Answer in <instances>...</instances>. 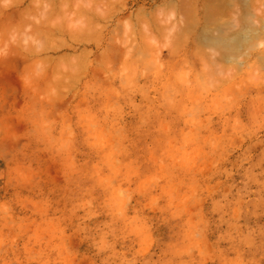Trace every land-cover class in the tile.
Masks as SVG:
<instances>
[{"label": "rangeland", "instance_id": "rangeland-1", "mask_svg": "<svg viewBox=\"0 0 264 264\" xmlns=\"http://www.w3.org/2000/svg\"><path fill=\"white\" fill-rule=\"evenodd\" d=\"M14 1L0 0V264H264V0H235L211 36L195 25L211 0L181 1L190 15L180 0L40 1L51 19Z\"/></svg>", "mask_w": 264, "mask_h": 264}, {"label": "bare ground", "instance_id": "bare-ground-1", "mask_svg": "<svg viewBox=\"0 0 264 264\" xmlns=\"http://www.w3.org/2000/svg\"><path fill=\"white\" fill-rule=\"evenodd\" d=\"M18 1H19V0H18ZM21 1H22V0H20V1L17 2V3L20 4V5L22 6V2H23L24 0H23L22 2H21ZM36 1H37V0L33 1V3H35ZM40 1H42V0L37 1L39 5H40V3H41ZM50 1H51V0H50ZM57 1H59V0H57ZM60 1H61V0H60ZM66 1L68 2V0H66ZM70 1H71V0H70ZM74 1H75V0H74ZM92 1H93V0H92ZM181 1H183V0H180L179 3H181ZM186 1H187V0H186ZM188 1H189V0H188ZM188 1H187V2H188ZM193 1H194V0H193ZM193 1H192V3H191V6H189V5H188L189 7L187 6V8H186L187 11H186V9L183 7V6H186V4L184 5V4H183L184 2L181 3L180 6L183 7V9H185V10H183V11H186V12L188 13L189 10L191 11V9L197 7V5H198V4H197V3H198V0H196L197 3H196V2H193ZM199 1H200V0H199ZM203 1H204L205 3L200 2V3H201V4H200L201 6H202L203 4H206V1H209V0H203ZM211 1H212V0H211ZM211 1L208 2L209 5H210L211 7H209V5H207V6H205V8H204L203 6H202V9L199 8V10H201L202 13H200V18H199V19L196 17V18L198 19V20L196 19V21H198V22H195V20H193V22H195V25L198 24L199 21H200L201 25H203V28H204V27L206 28V29L204 28L203 31L205 32V30H206V32H207V29H209V31H208L209 34L211 33V32H210L211 30H210V28H208V27H210V26H212V25H214L215 27H216V26H218V27H219V26H220V27H221V26H224V27L228 26V25H229V24H228L229 22L226 24V22H227V17H225V18H226V21H225L224 14H225V16H226V13L228 14L230 11L233 13V11H235V9L237 10V8H236L237 5H235V0H215V1L217 2L216 4H214V1H213V3H211ZM11 2L13 3V1H11ZM11 2H10V3H11ZM14 2H15V1H14ZM39 2H40V3H39ZM43 2H44V1H43ZM43 2H42V3H43ZM46 2H47V0H45V3H44V4H45L44 9H45L46 6L54 5V4H51L52 2H51V3L48 2V3H47L48 5H47ZM75 2H76V1H75ZM94 2H95V0H94ZM96 2H97V1H96ZM96 2H95V3H96ZM170 2H172V1H170ZM245 2H247V0H245L244 3H245ZM251 2H252V3H251ZM251 2H250V0H249L248 3H250V4H246V5H248V7L245 6L244 4H242V5H244V7H243L242 5H239V4H238V6H239L240 8L243 7V8H241L242 10H239V9H238V11H243V10L245 9V7H247V8L251 7V9H252V8H253V4L256 5V4L254 3V2H256V0H254V2H253V0H252ZM258 2H260V1L257 0L256 3H258ZM262 2H263V1H262ZM12 3H11V5L13 6ZM17 3L15 2L14 4H17ZM29 3H30V2H29ZM29 3H28V4H29ZM42 3H41V4H42ZM55 3H56V2H55ZM73 3H74V2H73ZM73 3H71V4H73ZM89 3H90V1H89ZM89 3H88V4H89ZM164 3H165V2H164ZM194 3H195L196 5H195ZM210 3H211V4H210ZM65 4H66V3H65ZM75 4H77V3H75ZM166 4L168 5V8L171 7L168 3H166ZM170 4H172V3H170ZM187 4H189V3H187ZM193 4H194V5H193ZM212 4H213L214 6H213ZM32 5H33L34 8L39 6V5L36 6V3H35V4H32ZM34 5H35V6H34ZM60 5H61V4H59V8H62V6L60 7ZM66 5H67V4H66ZM69 5H70V4H69ZM92 5H94V4H92ZM164 5H165V4H164ZM167 5H165V8H167ZM249 5H252V6H249ZM5 6H7V5H5ZM30 6H31V4H30ZM76 6H77V5H76ZM90 6H91V5H90ZM161 6H162V5H161ZM174 6H175V5H174ZM174 6H173V7H174ZM177 6H178V5H177ZM201 6H200V7H201ZM234 6H235V8H234ZM9 7H10V6H9ZM9 7L7 6V8H9ZM18 7H19V6H18ZM27 7H28V6H27ZM40 7H41V5H40ZM40 7H39V8H40ZM42 7H43V5H42ZM42 7H41L40 9H38L39 11L42 9V11H40V14H43V15H45V16L48 14L49 16H47V17H49V19H51L50 16L54 15V13H52V14L49 13V10H51L52 7H50V9H49V8H46V10H47V9H48V10H47V13H45V14H44V12H45L46 10L44 11ZM54 7H55V8H54ZM64 7H65L64 10H62V9H61V10H56V12H58V11H64V13H65V10H66V12H68L67 10H69V9H66V8H67L66 6H64ZM69 7H70V6H69ZM91 7L93 8V6H91ZM198 7H199V5H198ZM198 7H197V8H198ZM239 7H238V8H239ZM256 7H257V6H256ZM5 8H6V7H5ZM29 8H31V7H29ZM34 8H33V9H34ZM53 8H54V11H53V10H52V11L55 12L56 4H55V6H53ZM143 8H144V7H143ZM163 8H164V7H163ZM177 8H179V7H177ZM177 8H175V9H177ZM233 8H234V9H233ZM263 8H264V7H263ZM24 9H25V8H24ZM88 9L90 10V8H88ZM181 9H182V8H180V10H179V14H180V12H181V14H180V19H181V16L183 17L182 14H184V12H183ZM188 9H189V10H188ZM249 9H250V8H249ZM253 9H254V8H253ZM17 10H18V8H17ZM17 10H16V11H17ZM21 10H22V9H21ZM28 10H29V9H28ZM28 10H27V11H28ZM35 10H36V8H35L34 10H32V11H34V13H35V15H36V13H37L38 10H36V11H35ZM171 10H172V9H171ZM194 10L196 11L197 9L195 8ZM232 10H233V11H232ZM30 11H31V10H30ZM32 11H31V12H32ZM39 11H38V12H39ZM70 11H72V10H70ZM86 11H87V7H86ZM92 11H94V10H92ZM174 11H175V10H174ZM176 11H178V10H176ZM190 11H189V14H188V15L191 14L192 11H191V12H190ZM201 11H200V12H201ZM238 11H237V12H238ZM244 11H245V10H244ZM253 11H254V10H253ZM257 11H258V10H257ZM257 11H256V12H257ZM3 12H4V11H3ZM18 12H19V11H18ZM18 12H17V15H18ZM25 12H26V11H25ZM41 12H42V13H41ZM50 12H51V11H50ZM90 12H91V11H90ZM186 12H185V13H186ZM198 12H199V11H198ZM237 12H235V13H237ZM246 12H252V10H251V11H248V9H246ZM261 12H264V11H262V7H261ZM13 13H14V12H13ZM19 13H20V12H19ZM22 13H23V12H22ZM29 13H30V12H29ZM58 13H59V12H58ZM58 13H57V14H58ZM78 13H79V12H78ZM93 13H94V12H93ZM93 13L91 12V15H94V16L96 17V15L93 14ZM187 13H186V14H187ZM194 13H195V12H194ZM194 13H193L192 16H191L192 18H194ZM240 13H243V12H240ZM240 13H238V14H240ZM20 14H21V13H20ZM20 14H19V15H20ZM30 14H31V13H30ZM30 14H29V15H30ZM59 14H60V13H59ZM81 14H82V13H81ZM96 14H97V13H96ZM186 14H185V15H186ZM238 14H237V16L239 17ZM243 14H244V13H243ZM12 15H13V14H12ZM26 15H27V14H26ZM32 15H33V14H32ZM37 15H38V14H37ZM103 15H104V14H103ZM197 15H198V14H197ZM251 15H252V14H251ZM256 15H257V13H256ZM8 16H9V15H8ZM27 16H28V15H27ZM39 16H40V15H39ZM89 16H90V15H89ZM186 16H187V15H186ZM227 16H231V15L228 14ZM233 16H235V15H233ZM233 16H232V17H233ZM241 16H242V15H241ZM257 16H258V15H257ZM257 16H256V17H257ZM20 17H21V15L19 16V18H20ZM28 17H29V16H28ZM28 17H27V18H28ZM34 17H35V16H34ZM41 17H42V16H41ZM47 17H46V19H47ZM90 17H91V16H90ZM95 17L92 16V18H93V19H92L93 22H95L96 20H98V19L101 18V16H100V18L97 17L98 19H95V20H94ZM187 17L189 18V16H187ZM187 17H183V19L186 18V20H187ZM232 17L230 18V19H231V22H230V23H231L232 25H235V24L237 23V24L239 25L240 22H239V20H237L238 17H235V18H234V17L232 18ZM251 17H252V16H251ZM12 18H13V16H12ZM27 18H26V19H27ZM44 18H45V17H44ZM104 18H105V17H104ZM240 18H241V17H240ZM240 18H238V19H240ZM258 18H260V17H258ZM13 19H14V18H13ZM20 19H21V18H20ZM30 19H31V18H30ZM183 19H181L180 21H182L181 23L184 24V20H183ZM228 19H229V18H228ZM249 19H251V18H249ZM41 20H42V19H41ZM90 20H91V18L89 19V23H90ZM103 20H104V19H103ZM186 20H185V21H186ZM188 20H190V19H188ZM188 20H187V22H188ZM243 20H244V19L241 18L240 21H243ZM7 21H9V18H8ZM12 21H13V20H12ZM20 21H21V22H22V21L26 22L27 20H25V18H24V19H22V20H20ZM20 21H19V22H20ZM28 21H29V20H28ZM28 21H27V22H28ZM32 21H33V20H32ZM44 21H45L47 24H49V23L47 22L48 19H47V20H44ZM229 21H230V20H229ZM250 21H251V20H250ZM259 21H261V20L259 19ZM19 22H18V23H19ZM29 22H30V21H29ZM29 22H28V24H29ZM187 22H186V23H187ZM238 22H239V23H238ZM243 22H244V21H243ZM243 22H242V24H245V23H246V22H245V23H243ZM39 23H41V22H40V19L38 20V26L35 25L37 28H41V25H40V27H39ZM91 23H92V21H91ZM95 23H96V22H95ZM181 23H178V24H181ZM200 23H199V24H200ZM251 23H253V21H252ZM254 23H255V22H254ZM6 24L8 25V23H6ZM9 24H10V23H9ZM21 24H23V23H21ZM41 24H42V23H41ZM92 24H94V23H92ZM176 24H177V23H176ZM178 24H177L176 26H178ZM183 24H182V25H179L178 27L183 26V28L185 27L184 29H186V27H187L188 25H190V26L194 25V23H190V24L187 23V24H188L187 26H186V24H185V26H184ZM242 24H241V25H242ZM0 25H1V24H0ZM26 25H27V24H26ZM43 25H44V23H43ZM43 25H42V26H43ZM95 25H96V24H95ZM195 25H194V26H195ZM201 25H200V26H201ZM225 25H226V26H225ZM232 25H231V26H232ZM241 25H240V26H241ZM247 25H248V24H246V26H244V27H247ZM251 25H252V24H251ZM251 25H250V26H251ZM1 26H2V25H1ZM10 26H11V25H10ZM28 26H29V25H28ZM190 26H189V27H190ZM198 26H199V25H198ZM250 26L247 27L246 29H244V27H243V25H242V27H243V29H244V30H243V29H242V30H243L244 32H246L247 30L249 31L248 28H250V30H252ZM20 27H22V26H20ZM24 27H25V26H24ZM29 27H30V26H29ZM29 27H27V28L29 29ZM31 27H33V30H35V29H34V26H31ZM46 27H47V26H46ZM49 27H50V26H49ZM218 27H217L216 29H218ZM2 28H4V26H3ZM2 28H1L0 30H2ZM50 28H51V27H50ZM222 28H223V27H222ZM222 28H219V29H222ZM226 28H229V27H226ZM20 29H21V28L17 29L18 32H17V31H16V32L19 33V32H20ZM44 29H45V28H44ZM61 29H62V28H61ZM219 29H218V30H219ZM3 30H4V29H3ZM13 30H14V29H13ZM37 30H38V29H37ZM45 30H48V28L45 29ZM50 30H51V29H50ZM58 30H59V29H58ZM71 30H72V29H71ZM81 30H82V29H81ZM95 30L97 31V29H95ZM95 30H94V32H96ZM4 31H6V28H5ZM7 31H9V30H7ZM35 31H36V30H35ZM43 31H44V30H42L41 32H43ZM51 31H52V30H51ZM60 31H62V30H60ZM60 31H59V32H60ZM63 31H64V28H63ZM69 31H70V30H69ZM82 31H84V30H82ZM98 31H99V30H98ZM223 31H224V29H223ZM13 32H14V31H13ZM23 32H24V31H23ZM37 32H39V31H37ZM44 32H45V31H44ZM52 32H53V31H52ZM52 32H51V33H52ZM55 32H56V31H55ZM65 32H66V31H65ZM218 32H219V31H218ZM218 32L216 31V33H218ZM220 32H222V31H220ZM224 32H225V31H224ZM228 32H229V34H230V31H226V33H228ZM29 33H30V31H29ZM33 33H34V32H33ZM35 33H36V32H35ZM46 33H49V32H46ZM56 33H57V32H56ZM62 33H63V32H62ZM76 33H77V32H76ZM180 33H181V32H180ZM208 33H207V34H206V33H203V37H204V38H202V37H201V38H202V39H205L206 36L208 35ZM216 33H215V35H217ZM247 33H248V32H247ZM247 33H246V34H247ZM49 34H50V33H49ZM49 34H48V35H49ZM53 34H54V33H53ZM69 34H70V32H69ZM78 34H79V32H78ZM205 34H206V35H205ZM212 34H213V33H212ZM220 34H221V33H220ZM223 34H224V33L222 32V34H221L222 36H221V37H223V38H221L220 35L218 34L219 37H220V40H217L216 43L219 44V41H220L221 43H222L223 41H226V42H230V43H231V41H232L234 38H235V41H233L232 43H235V42H237V40H238V38H239V37H237V40H236V37L233 38L232 36L236 34V33H234V34L230 35V36L232 37V40H229V38H228V39H227L228 41H227V40H226V37H227V36L229 37V34H228V35L226 34V36L223 35ZM246 34H245V35H246ZM26 35H27V34H26ZM37 35H38V33H37ZM37 35H36V36H37ZM67 35H68V33H67ZM73 35H74V34H73ZM238 35H239V33H238ZM238 35H236V36H238ZM241 35H242V33H241ZM62 36H64V35L62 34ZM68 36H69V35H68ZM210 36H211V34H210ZM212 36H214V35H212ZM239 36H240V35H239ZM247 36L250 37L248 34H247ZM73 37H74V36H73ZM76 37H78V35H76ZM219 37H218V38H219ZM212 38H213V37H212ZM212 38H209V37H208L207 39H208V40L210 39V41H211V40H214V41H215L216 36H215L214 39H212ZM218 38H217V39H218ZM224 38H225V40H224ZM246 38H247V37H246ZM207 39H206V40H207ZM222 39H223V41H222ZM247 39H250V38H247ZM63 40H64V39H63ZM208 40H207V41H208ZM241 40H242V37H241ZM207 41H205V43H206ZM246 41H247V40H246ZM248 41H250V40H248ZM187 42H188V39H187ZM226 42H225V43H226ZM238 42H240V39H239ZM238 42H237V43H238ZM243 42H245L244 39H243V41L241 42V45L244 44ZM207 43H208V42H207ZM216 43H215V44L212 43V44L216 45ZM221 43H220V44H221ZM225 43H224V44H225ZM237 43H236V45H237ZM242 43H243V44H242ZM245 43H248V42H245ZM249 43H250V42H249ZM188 44H189V43H188ZM209 44H210V43H209ZM218 44H217V45H218ZM222 44H223V43H222ZM222 44L219 45V46H223ZM204 45H205V44H204ZM217 45H216V46H217ZM226 46H229V45L225 44L224 48H226ZM238 46H240V43L238 44ZM212 47H213V46H212ZM231 47H232V46H231ZM240 47H241V46H240ZM224 48H223V49H224ZM227 48H228V47H227ZM227 48H226V49H227ZM229 48H230V47H229ZM229 48H228V49H229ZM233 48H234V50H233L232 48H230V49H231V51H234V52H235V51H237V48H238V47L236 48V47L234 46ZM235 48H236V49H235ZM212 49H214V48H212ZM186 50H187V49H186ZM184 51H185V50H184ZM110 52H111V51H110ZM115 52H116V51H114V53H115ZM117 52H118V50H117ZM30 53H31V52H30ZM85 53H86V52H85ZM85 53H84V55H85ZM102 53H103V52H102ZM184 53H185V52H184ZM187 53H188V52H187ZM111 54H112V53H111ZM116 54H117V53H116ZM87 55H88V54H87ZM103 55H104V54H102V56H103ZM112 55H113V54H112ZM102 56H101V57H102ZM105 56H106V58H107V55H105ZM114 56H115V55H114ZM117 56H118V55H117ZM65 57H67V56H65ZM71 57H72V56H71ZM74 57H75V56H74ZM80 57H81V55H80ZM103 57H104V56H103ZM77 58H78V56H77ZM60 59H61V58H60ZM65 59H66V58H65ZM78 59H79V58H78ZM104 59H105V58H104ZM62 60H64V58L61 59V61H62ZM88 60H89V59H88ZM95 60H96V59H95ZM102 60H103V59H102ZM107 60H108V59H107ZM83 61H84V60H83ZM85 61H86V59H85ZM93 61H94V60H93ZM98 61H100V60H98ZM63 62H64V61H63ZM87 62H88V61H87ZM75 63H76V62H75V60H74V63L72 64V65H74V67H75V65H77V63H76V64H75ZM80 63L82 64V62H80ZM92 63H93V62H92ZM103 63H104V62H103ZM105 64H106V62H105ZM93 65H94V64H93ZM84 66H85V65H83V67H84ZM87 66H88V64H87ZM103 66H104V65H103ZM56 67H57V66H56ZM76 67H78V68H75V69H78L79 72H76L77 74H74V71H73L72 69H71L72 72H71L70 70H68V71H70V72L72 73L70 76H68V78L71 77V78L75 79V75H76V78H78L77 76H78V74L80 73V69L84 70V72H85V69L82 68V65H81V66H78V65H77ZM80 67H81V68H80ZM98 67H99V66H98ZM100 67H101V65H100ZM18 68H19V67H18ZM96 68H97V67H96ZM101 68H102V67H101ZM57 69H58V68H57ZM57 69H55V71H56L55 73L58 72L60 75H61V73L64 71V70H63V71L61 70V72H60V71H59L60 69H58V71H57ZM99 69H100V68H98V70H99ZM104 69H105V68H104ZM52 70H53V69H52ZM18 71H19V69H18ZM18 71H17V72H18ZM66 71H67V69H66ZM88 71H89V70H88ZM88 71H87V72H88ZM99 71H100V70H99ZM99 71H98V72H99ZM101 71H102V69H101ZM52 72H54V71H52ZM70 72H68V73L65 72V73L69 75ZM81 72H82V71H81ZM63 73H64V72H63ZM63 73H62V75L65 74V73H64V74H63ZM96 73H97V72H96ZM53 74H54V73H53ZM53 74H52V75H53ZM59 74H58V75L55 74V75L58 76V79H59V78H62L61 76H59ZM98 74H99V73H98ZM98 74H97V76H98ZM72 75H74V76H72ZM92 75H93V74H92ZM57 76H54V77H56V78L53 79L54 81L57 79ZM94 76H96V75H94ZM48 77H49V76H47V78H48ZM64 77L67 78V75H65ZM51 78H52V77H51ZM68 78H67V79H68ZM71 78H70V79H71ZM95 78H96V77H95ZM49 79H50V77H49ZM58 79L56 80L57 83H56V81H55L54 85H53V86L51 85V87L54 88L55 84H57L55 87H57V86L59 87V85H60L59 88H61L62 84H63V87L66 85V83H65L66 81L64 82V83H65V85H64L62 79H61L62 82H61V81H58ZM45 82H47V81H45ZM58 82H60L61 84H59ZM50 83L52 84L53 82H50ZM70 83H71V82H70ZM13 84H14V83H13ZM47 84H48V83H47ZM66 86H67V85H66ZM71 86H72V84H71ZM63 87H62V88H63ZM67 87L69 88V87H70V84H68ZM69 89H71V87H70ZM60 90H61V89H60ZM60 90L58 89V91H60ZM62 91H63V90H62ZM61 93H62V92H61ZM63 93H64V92H63ZM59 94H60V93H59ZM59 94H58V95H59Z\"/></svg>", "mask_w": 264, "mask_h": 264}, {"label": "clouds", "instance_id": "clouds-1", "mask_svg": "<svg viewBox=\"0 0 264 264\" xmlns=\"http://www.w3.org/2000/svg\"><path fill=\"white\" fill-rule=\"evenodd\" d=\"M213 174H215V173H213ZM207 179L210 180L211 179V176L207 177ZM220 183H221L220 181H217V185H219ZM216 190L219 191L220 190L219 187H216ZM262 191H264V185H262ZM226 195L227 194H225V197H224L225 199H226ZM204 224H205V227H207V222L206 221H204ZM262 258H264V253H262ZM249 264H259V261L252 260V261L249 262Z\"/></svg>", "mask_w": 264, "mask_h": 264}]
</instances>
